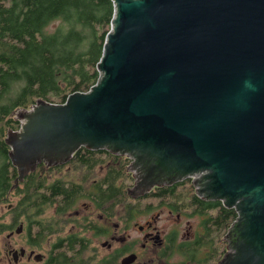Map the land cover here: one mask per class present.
Segmentation results:
<instances>
[{"label": "water", "instance_id": "obj_1", "mask_svg": "<svg viewBox=\"0 0 264 264\" xmlns=\"http://www.w3.org/2000/svg\"><path fill=\"white\" fill-rule=\"evenodd\" d=\"M113 2L97 84L15 113L12 189L81 148L109 151L131 160L132 197L192 179L235 209L219 264H264V0Z\"/></svg>", "mask_w": 264, "mask_h": 264}, {"label": "trees", "instance_id": "obj_2", "mask_svg": "<svg viewBox=\"0 0 264 264\" xmlns=\"http://www.w3.org/2000/svg\"><path fill=\"white\" fill-rule=\"evenodd\" d=\"M114 16L113 0H0V202L21 188L28 196L128 195L134 182L128 171L131 160L87 148L77 151L66 165H40L12 191L18 172L5 142L8 131L20 127L16 112L31 109L39 100L64 104L70 95L86 93L97 84ZM55 23L59 24L51 30ZM68 168L69 175L64 173ZM162 189L158 196H175L168 186ZM219 204L221 208L207 222L224 230L238 213ZM207 208L214 210L217 205Z\"/></svg>", "mask_w": 264, "mask_h": 264}, {"label": "flooded vegetation", "instance_id": "obj_3", "mask_svg": "<svg viewBox=\"0 0 264 264\" xmlns=\"http://www.w3.org/2000/svg\"><path fill=\"white\" fill-rule=\"evenodd\" d=\"M192 186V179L168 186L176 192L168 198L158 196L164 187L138 198L9 192L0 202L10 206L0 210V264H219L231 225L210 227L222 202L198 197Z\"/></svg>", "mask_w": 264, "mask_h": 264}, {"label": "rangeland", "instance_id": "obj_4", "mask_svg": "<svg viewBox=\"0 0 264 264\" xmlns=\"http://www.w3.org/2000/svg\"><path fill=\"white\" fill-rule=\"evenodd\" d=\"M59 23H55L54 25H52V27H51V30H52V28H55L57 25H58ZM70 172H71V169L70 168H68V169H65V171H64V173H67L68 175L70 174ZM89 174H92L93 172H88ZM72 174L74 175V176H76V177H79L80 176V174L79 173H76V172H74V171H72ZM55 175H57V173L56 172H53L52 173V176L54 177ZM96 179V178H95ZM94 179V180H95ZM93 180V181H94ZM5 204V205H4ZM4 204H0V210H6L8 207H10V206H8L9 205V202L8 203H4ZM2 205H3V207H2ZM83 205H82V203L80 204V208L82 207ZM76 209H78V208H76Z\"/></svg>", "mask_w": 264, "mask_h": 264}, {"label": "bare ground", "instance_id": "obj_5", "mask_svg": "<svg viewBox=\"0 0 264 264\" xmlns=\"http://www.w3.org/2000/svg\"><path fill=\"white\" fill-rule=\"evenodd\" d=\"M26 178H27V177H26ZM26 178H25V179H26ZM22 182H23V181H22ZM22 182H21V183H22ZM21 183H20V184H21Z\"/></svg>", "mask_w": 264, "mask_h": 264}]
</instances>
